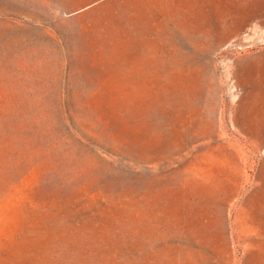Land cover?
I'll return each mask as SVG.
<instances>
[{
  "label": "rangeland",
  "instance_id": "1",
  "mask_svg": "<svg viewBox=\"0 0 264 264\" xmlns=\"http://www.w3.org/2000/svg\"><path fill=\"white\" fill-rule=\"evenodd\" d=\"M0 264H264V0H0Z\"/></svg>",
  "mask_w": 264,
  "mask_h": 264
}]
</instances>
